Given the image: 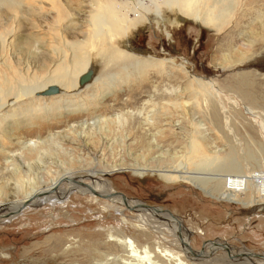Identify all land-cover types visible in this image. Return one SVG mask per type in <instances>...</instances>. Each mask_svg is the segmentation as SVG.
Returning <instances> with one entry per match:
<instances>
[{
	"label": "rangeland",
	"instance_id": "obj_1",
	"mask_svg": "<svg viewBox=\"0 0 264 264\" xmlns=\"http://www.w3.org/2000/svg\"><path fill=\"white\" fill-rule=\"evenodd\" d=\"M24 1L23 15L5 11L0 17L4 29L15 16L18 26L13 34L24 42L18 51L11 49L3 58L12 66L16 60L19 69L34 74V79L47 75L57 54L52 51L60 49L62 38L72 43L89 35L92 12L104 7L103 0H68V5L66 0H57L67 10L57 17L49 0ZM93 1L98 3L96 7ZM110 1L126 8L130 18L138 1L146 4L138 10L144 16L141 25L127 30L120 24L119 29L121 36L129 39V50L145 55H129L131 61L155 62L147 64L145 74L130 88L123 87L119 93L114 90V94H109L112 89L106 90L109 95L95 114L60 111L52 113L55 118L50 117L53 106L49 98L37 94L32 120L26 127H11L15 118L0 119V137L2 133L12 136V142L0 138V147L5 150L0 152V208L4 209L0 211V264H87L86 250L93 247L101 251L98 256L102 261L126 264L123 238L140 245L139 252L146 249L157 264H174L177 258L183 264H264V198L254 194L251 182L229 184L228 189L225 180L230 177L220 175L216 180L213 174L204 193L194 184L178 180L175 174L174 182L169 183L150 173L186 164L195 175L192 162L223 158L229 149L237 152L231 158L239 160L243 174H254L262 167L264 45L253 52L247 50L260 30L245 23L240 25L238 36L229 39L233 26L240 23V6L246 0H234L232 18L217 30L193 23L183 14L188 11L185 6L177 8V13L163 3L165 0H154L157 16L149 3L152 0ZM195 3L200 7L204 0ZM232 41L235 50H230L233 59H228L223 43ZM89 48L94 50L93 45ZM95 67L91 66L94 72ZM104 71L95 74L106 75ZM236 81L247 84L250 99L235 90ZM160 95L167 99L160 102L156 98ZM26 106L16 112L21 113ZM103 120L109 132L97 133L96 121ZM49 138L67 155L61 158L43 151L30 155L18 145L39 144ZM248 151L257 161L245 169L250 159L243 157ZM12 155L18 158L15 166ZM64 161L70 168L60 167ZM14 168L16 176L12 175ZM138 170L148 173L140 177L133 173ZM237 176L231 177L238 180ZM57 179L58 184L49 192L51 182ZM93 183L106 189L105 193L93 189L96 194L118 197L109 200L94 196L88 190ZM212 185L219 189L213 191ZM31 186L33 195L25 201ZM226 190L235 195V203L220 200ZM119 196L127 200L130 209H156L169 220L138 211L142 208L132 211ZM175 228L180 233H175ZM180 235L190 252L185 253ZM46 239L50 240L44 245ZM57 239L64 246L55 254L41 253L45 246L55 248ZM91 240H95L93 245ZM34 244L39 247L32 248Z\"/></svg>",
	"mask_w": 264,
	"mask_h": 264
},
{
	"label": "bare ground",
	"instance_id": "obj_2",
	"mask_svg": "<svg viewBox=\"0 0 264 264\" xmlns=\"http://www.w3.org/2000/svg\"><path fill=\"white\" fill-rule=\"evenodd\" d=\"M23 1L24 0H0V17L2 16V13L4 14L5 11L13 12L15 14L16 13L22 14L24 12L23 11L24 8L22 7L21 4ZM49 1H50L49 2L50 7L57 14V17L65 14L67 10L66 11L63 10L62 7L64 6L61 7L62 3L60 1L57 0H49ZM195 1L198 2V0H165L163 3L166 6H168L170 9L173 7L176 12L179 11L177 8H179L180 6H185L188 9V11H184L183 14L188 16V18H190L193 21V23H199L201 24L202 27L211 26V28H214V30L219 29L220 24L222 23L226 24L227 20L232 18L231 13L234 10V0H204V4L201 5L200 7L195 6L196 5ZM45 2H47V0ZM103 3H104V7L101 8V11L100 10L93 11L92 15L90 16L88 25L91 27V31H89L90 32L89 35L83 36L84 38L82 41H78V42L74 41L72 43H66L64 41V38H62L63 43H61L60 49L58 50L53 49L52 52L57 53L55 54L56 55L55 62H59L60 64L54 66L55 62L51 61L53 65L47 71V75L42 79H34V74L29 75L26 73L25 70L22 69L20 70L18 67L19 66L18 63H16V60L14 62V58H13L14 68L12 65L7 64L6 59L4 60L3 58L4 55H7V53L11 49L18 51L21 48L22 44L24 43L21 38L13 34V32L16 31V25L18 26L17 24L18 20L17 19L15 20V18H13L15 16L11 17V21H9L11 25H7V28L3 29L2 27H0V29L4 31L1 32L0 34V119H2V121L3 120L7 121L8 119L11 121L13 118H15L14 120H12V122L14 123L10 125L11 127H16L19 129L26 127L32 120V112H33L32 105L37 103V98H36L37 94L49 98L50 104L51 106H53V109L51 111L46 110V112L50 111V115H49L50 117L55 118L56 114L53 115L52 113L57 112L59 114L60 111H67V112L91 111L95 114L99 109L102 108L101 104L104 101L105 96L109 94H114L113 92L114 90L116 91V93H119V91L122 92L123 87L130 88L132 84H135L134 81L141 79V77L145 74V70L149 67V65L147 64L154 63L155 61H149L147 63L131 61L130 56H136V55L145 56V55L142 53H137L129 50V45H128L129 39L127 36L125 37L121 36L119 25L121 24L127 30L134 29L136 28V26L138 27V25H141L144 16H142V13H140L138 10L139 8L142 10L146 8L145 6L146 4L144 5L142 1H138L137 4L138 7L136 6L130 12L133 13V18H130L126 13V8L125 9L124 7L118 8L117 2L113 3L110 0H103ZM149 3L153 5L155 10L154 15L157 16L159 9L155 4H153L154 0H152ZM91 4L93 7H96L98 5L96 1L91 2ZM66 5H68V0H66ZM28 7L30 9L32 8V6L30 5ZM70 7L72 8V6ZM240 7L241 10L238 19L240 23L235 24L233 26L230 32L229 39L234 40L235 38L234 36H238L240 31L239 27L242 23H245L246 26L255 25L257 30L260 31L258 32L253 42L250 45H248L249 49H247L248 51L253 52L255 49L258 50L259 47L264 45V0H246V3L244 5H241ZM200 8L204 9L203 16H200L201 15L200 12H202ZM31 10L35 11V8H32ZM204 16H208L211 19L207 20V18H204L206 20H202ZM117 24L118 26H116ZM211 31L213 32V30ZM63 34L64 33H62V35ZM92 45L94 48L93 51L92 49L89 50L90 49L89 47ZM223 47L225 51H227L228 53L226 57L228 59H233L230 50L234 49V42L232 41L230 44L224 42ZM66 53H68V55H66ZM240 56L241 53H239V57ZM91 66L92 67L96 66L95 72H98V70H103V71L105 70L104 72L106 73V75H103L102 72H99V74L97 73L98 75L95 74L94 70H91ZM44 68H46V66L42 65V69ZM88 71H92L91 78L86 83L80 85L79 82L80 78ZM38 72H40V70ZM160 75L161 73H158V77ZM242 76H244V74H242L241 77ZM242 81H236L234 84V88L237 91L244 92L246 94V98L250 99L248 97L250 96L248 94L249 87L247 86L246 83H243L244 81L243 82ZM201 82H202L201 84H204L206 81L205 82L201 81ZM222 86L224 87V85ZM51 87L56 88V93L50 96H56V97H50L45 94L47 90ZM96 90H101V91L98 92ZM106 90L109 91L111 90V91L108 94L106 93ZM176 96L177 95H175V97ZM156 98L160 102L167 99V97L164 95L157 96ZM24 105L27 106L24 107V110L21 113L16 112L17 110H20ZM27 109H29L28 113H26ZM95 117L98 118L99 116H95ZM117 120H121V117H118ZM7 124L9 125L10 122H8ZM118 124H120V121H118ZM95 125H96L97 133H100V130L109 132V130L107 131L106 130L107 128L103 126V125H107L106 121L104 120L103 122L96 121ZM157 132L159 133L160 131L158 130ZM0 138H6L12 142V136L9 133H2V136ZM200 138L201 141H203V137ZM18 145H20L23 151H25L27 154L30 155L37 154L38 156V152L40 154L42 151L46 153H54L59 157H61V155L63 156L67 155L62 151V148L56 142H54L52 138H49L48 141L40 142L39 144L28 142V143H18ZM4 151L5 150L3 149V147L2 149L0 147V152H2L1 154L5 153ZM236 153L237 152H234V150L229 149L224 153L226 156H224L223 158L214 159V160L206 159V160L198 161L196 163L192 162L191 167L193 168V171H195V175L193 172L187 169L188 165L186 164H179L176 165L175 167H171L170 169H165V170L163 169L152 170L150 173L153 175L157 174V176L161 180L169 183L173 181V178H175L173 177V174H175L178 180L182 182H190L204 193H207L205 189L207 188L206 187L207 183H210V181H212L213 179L217 180V176L227 175V177H230L227 180H225L227 181L228 189H229V184L235 186L238 182L244 184L246 183L249 184V182H251V186L254 194L257 195L258 198H264V174H260L261 166L260 169L256 172L258 174L256 173L253 174L254 171L251 173L252 175L243 174V170H242L243 167L239 165L240 163L239 160H237L236 158H231ZM245 154L247 156L246 157L244 156L243 158L250 159L248 164L245 165V169L246 168L248 169L251 167V165L252 166L255 165L257 160H256V156L251 151H248ZM260 155L263 156L262 153H260ZM12 157L13 158H10L12 159L11 164L12 166H15V162H17L16 160H18V158L14 155H12ZM59 164L60 167L61 166L63 167V165L64 167L69 166L66 164L65 161ZM261 165L264 166V161L262 162ZM15 168L12 174L13 176H16L17 174V170ZM133 173L141 177L148 172L145 170H138ZM213 174H216V176ZM213 176H215V178L212 179ZM231 176H237L238 180H236V178H233ZM57 182H59V179L51 182L49 192H51L55 188V186L58 184ZM211 187L213 191H217L219 189L218 185H212ZM95 188L96 191H102L104 193L106 192V189L103 184L96 185V183H93L92 187L91 186L90 188L88 187V190L94 191L93 189ZM83 193H85V191ZM224 193L225 195L223 196L225 197L220 199L221 201L226 200L231 203L236 202L235 195L230 194L231 190L230 192L226 190ZM229 194L231 196H228ZM32 195L33 192L31 186L30 190H28L25 195V201L29 199ZM106 195H102V196H106ZM114 198L116 197L114 196ZM110 199H112V197ZM120 202L124 204L122 199H120ZM126 205L129 207L127 200H126ZM13 207L17 209L19 206L13 205ZM4 208L8 210L7 206H4ZM2 210H4L3 207L0 208V211ZM138 211H144L146 214L149 215L154 214L156 216H159L162 220L167 219L166 216H164L161 212H158L157 210L155 211L154 209H147V210L143 209ZM168 220L169 219H167V221ZM173 223H176L179 228L181 227L177 222H173ZM175 230H176L175 233H180V229L178 230L175 228ZM119 237L121 236L119 235ZM179 237H180L179 241L185 247V253L190 252L188 245H186V239H183L181 235ZM57 238L59 237L57 236ZM47 239L46 241H44V245H46V242L50 240L49 239L47 241ZM95 240H91L93 241L91 245L95 243L94 242ZM36 245L38 244H34L32 248H35ZM62 246H64L63 242L61 240L59 242L57 239L55 248L49 249V247L45 246L42 248L41 253H46L47 255H50L51 253L55 254V251L60 249ZM123 246L126 254L123 257V259L127 261L126 264H157L151 259V255L146 249L143 252L141 251L142 253L139 252L138 247H140V245L133 243L129 239L123 238ZM111 250L112 249L110 248L109 251ZM92 252L93 254L89 257V255ZM100 253L101 251L99 249L96 250L94 247L91 249H87L86 250L87 255L86 257L84 256L85 259L88 261L87 264H112L111 263L112 260H110L109 262L102 261L103 257L99 258L98 256ZM63 254H67V252ZM169 258L171 259V255ZM173 262L174 264L184 263V262L182 263L178 258L174 259Z\"/></svg>",
	"mask_w": 264,
	"mask_h": 264
},
{
	"label": "water",
	"instance_id": "obj_3",
	"mask_svg": "<svg viewBox=\"0 0 264 264\" xmlns=\"http://www.w3.org/2000/svg\"><path fill=\"white\" fill-rule=\"evenodd\" d=\"M91 76H92V71H88L86 74H84L80 78V81H79L80 82V85H82V84L86 83L87 81H89V79L91 78ZM55 93H56V88L51 87V88H49L47 90V92L45 94L48 95V96H50V95H53ZM90 193L93 194L94 196H98V197L103 198V199H110L111 197H114V196H102V195H98L94 191H90ZM115 197H118V196H115ZM119 197L124 202L125 207L128 208V206L126 205V199L123 196H119ZM138 208H142V209H146V210L147 209H152V208H148V207H145V206H139ZM138 208L135 207V208H132V209H130V208H128V209H130L132 211H135V209H138ZM154 210L156 211V209H154Z\"/></svg>",
	"mask_w": 264,
	"mask_h": 264
},
{
	"label": "built area",
	"instance_id": "obj_4",
	"mask_svg": "<svg viewBox=\"0 0 264 264\" xmlns=\"http://www.w3.org/2000/svg\"><path fill=\"white\" fill-rule=\"evenodd\" d=\"M256 174H258V173H256ZM260 174H264V166H263V165H262V167H261ZM251 175H252V174H251Z\"/></svg>",
	"mask_w": 264,
	"mask_h": 264
},
{
	"label": "crops",
	"instance_id": "obj_5",
	"mask_svg": "<svg viewBox=\"0 0 264 264\" xmlns=\"http://www.w3.org/2000/svg\"><path fill=\"white\" fill-rule=\"evenodd\" d=\"M263 156H264V152H262ZM261 156V155H260Z\"/></svg>",
	"mask_w": 264,
	"mask_h": 264
}]
</instances>
